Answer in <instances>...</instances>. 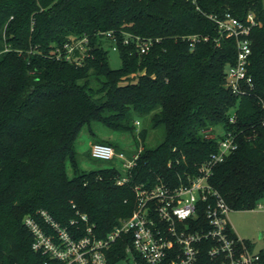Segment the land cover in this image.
<instances>
[{"label":"trees","instance_id":"obj_1","mask_svg":"<svg viewBox=\"0 0 264 264\" xmlns=\"http://www.w3.org/2000/svg\"><path fill=\"white\" fill-rule=\"evenodd\" d=\"M226 10L239 18L253 12L258 21L248 65L254 87L244 95L226 83L236 40L217 43V24L209 17ZM107 30L118 37L117 68L104 46L109 39L99 33ZM126 33L150 37L153 44L141 52L132 38L124 42ZM83 34L93 42L92 57L76 64L54 55ZM194 34L200 39L192 42ZM263 104L264 0H0V264L44 263L24 222L41 209L62 224L75 218L80 235L86 226L80 215L86 214L95 233L107 236L135 209L134 184L162 180L173 186L195 174L218 148L216 139L205 137L209 128L239 133L237 149L214 167L211 183L231 209H254L264 197ZM151 112L153 125L165 127L154 147L145 145L147 131L134 115ZM95 123L141 141L129 183L117 182L116 166L81 167L77 144L84 129L96 142L123 151L118 141L98 137ZM86 154L92 156L91 149ZM199 217L205 220L202 211ZM229 232L238 238L232 226ZM212 242H203L197 264L215 262ZM131 244V233L119 236L108 264ZM259 255L264 264V247Z\"/></svg>","mask_w":264,"mask_h":264},{"label":"built area","instance_id":"obj_2","mask_svg":"<svg viewBox=\"0 0 264 264\" xmlns=\"http://www.w3.org/2000/svg\"><path fill=\"white\" fill-rule=\"evenodd\" d=\"M209 17L217 24V43L221 37H233L236 40L237 57L227 67V86L239 95L250 93L254 81L248 72V65L253 44L251 34L258 24L255 14L249 12L245 18H239L226 10L222 14L211 13ZM99 33L106 36L112 48L117 50L118 37L114 30ZM130 38L135 40L141 52H147L153 44L152 38L132 33H126L124 42L128 43ZM188 38L195 42L200 36L194 34ZM203 38L208 39L209 36ZM92 47L91 37L83 34L74 40L65 41L56 48L54 55L58 59L82 64L85 58L93 56ZM235 120L234 113L230 121ZM136 124L140 125L139 119ZM204 132L205 137L218 141V148L198 165L195 174L189 175L186 182L173 186L162 180L151 186L134 184L137 196L135 209L105 237L95 233L86 214L80 215L86 225L81 235L78 234L80 228L76 226L78 221L75 218L62 224L45 209L39 210L36 215L26 216L24 222L34 237L32 249L46 256L43 264H108L107 252L124 233L132 234V244L127 246V254L114 264L121 260L139 264L137 256L145 264H197L203 242L208 239L213 241L209 248V254L215 261L213 264H259V253L252 252L241 238L230 234L228 212L231 207L211 183L214 167L237 149L239 133L228 129L220 135L212 128ZM91 155L94 158L118 157L126 160L124 164L128 174L119 175L117 182H130L131 169L137 163L138 153L129 157L112 144L94 142ZM201 211L205 214V220L199 217ZM73 226L76 229L71 228ZM238 242L243 245L239 246Z\"/></svg>","mask_w":264,"mask_h":264},{"label":"rangeland","instance_id":"obj_3","mask_svg":"<svg viewBox=\"0 0 264 264\" xmlns=\"http://www.w3.org/2000/svg\"><path fill=\"white\" fill-rule=\"evenodd\" d=\"M104 46L105 48L109 49V59L111 66L115 68L120 67L122 59L119 51L113 49L109 41L104 42ZM152 114V112L134 114L135 117L140 120V125L138 128L142 127L147 131L145 145L149 147L158 145L163 140L165 134V127L163 125H153ZM93 129L96 135L100 138L110 137L111 139L118 141V147L123 149L124 152H129V155L137 152L138 147L142 146L141 141L138 143L134 136L130 133L111 131L99 123L93 124ZM217 132L220 135L223 133L221 127H218ZM96 141L97 138L89 134L87 129L82 131L77 144L79 151L78 158L81 167L90 170L108 166H116L122 175H127V168L124 164L126 160L120 159L118 157L113 159L94 158L93 156L86 154L91 149L92 144ZM68 171L70 175L73 174L70 163H68ZM228 218L231 225L241 236V238L248 240L252 244V249L250 250L254 253H260L261 249L264 247V197L254 209H231L228 212ZM118 264H131V261L121 260Z\"/></svg>","mask_w":264,"mask_h":264},{"label":"crops","instance_id":"obj_4","mask_svg":"<svg viewBox=\"0 0 264 264\" xmlns=\"http://www.w3.org/2000/svg\"><path fill=\"white\" fill-rule=\"evenodd\" d=\"M260 207H262V206H260ZM232 226V225H231ZM233 227V226H232ZM234 229V228H233ZM234 231H235V229H234ZM235 233L237 234V236L239 237V238H241V236L235 231ZM241 239H244V238H241Z\"/></svg>","mask_w":264,"mask_h":264}]
</instances>
